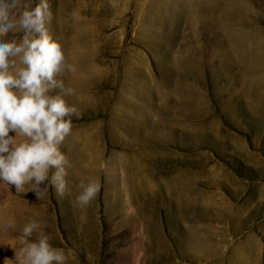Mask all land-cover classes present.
<instances>
[{
	"label": "rangeland",
	"instance_id": "rangeland-1",
	"mask_svg": "<svg viewBox=\"0 0 264 264\" xmlns=\"http://www.w3.org/2000/svg\"><path fill=\"white\" fill-rule=\"evenodd\" d=\"M48 2L67 193L0 184V264L31 220L66 264H264V0Z\"/></svg>",
	"mask_w": 264,
	"mask_h": 264
},
{
	"label": "clouds",
	"instance_id": "clouds-1",
	"mask_svg": "<svg viewBox=\"0 0 264 264\" xmlns=\"http://www.w3.org/2000/svg\"><path fill=\"white\" fill-rule=\"evenodd\" d=\"M51 18L48 0H0V184L14 186L16 193L31 185L38 199L49 186L58 197L67 193L71 165L60 145L71 133V117L79 116L64 99L74 95V89L57 78L77 69L50 35ZM17 32L23 33L19 40L5 38ZM54 89L59 94L51 95ZM79 188L75 205L80 207L99 192L91 180L82 181ZM14 226L10 220L8 227ZM19 240L22 246L14 249V264H66L64 251L50 244L38 220L24 225Z\"/></svg>",
	"mask_w": 264,
	"mask_h": 264
}]
</instances>
